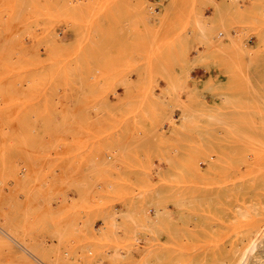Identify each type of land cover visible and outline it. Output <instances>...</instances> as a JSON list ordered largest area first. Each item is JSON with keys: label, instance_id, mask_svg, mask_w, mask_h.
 <instances>
[{"label": "rangeland", "instance_id": "obj_1", "mask_svg": "<svg viewBox=\"0 0 264 264\" xmlns=\"http://www.w3.org/2000/svg\"><path fill=\"white\" fill-rule=\"evenodd\" d=\"M263 218L264 0H0V264H250Z\"/></svg>", "mask_w": 264, "mask_h": 264}, {"label": "bare ground", "instance_id": "obj_2", "mask_svg": "<svg viewBox=\"0 0 264 264\" xmlns=\"http://www.w3.org/2000/svg\"><path fill=\"white\" fill-rule=\"evenodd\" d=\"M264 219V218H263ZM254 222V221H253ZM260 222V221H259ZM264 222V221H263ZM262 222V223H263ZM261 223V222H260ZM257 225V224H256ZM254 225H252L251 227H253ZM250 227V228H251ZM256 232V231H255ZM258 232V231H257ZM252 234V233H251ZM257 236V235H256ZM263 238H264V236H263ZM261 241V240H260ZM257 243V242H256ZM263 245V248H264V240L260 243V245ZM252 245V244H251ZM255 245H257V244H255ZM261 245V246H262ZM249 246H250V244H249ZM258 247H259V245H257ZM252 247V246H251ZM250 247V248H251ZM254 247H256V246H254ZM253 248V247H252ZM260 248V247H259ZM258 249V248H257ZM249 250V249H248ZM255 250V249H254ZM258 251H259V249H258ZM247 252V251H246ZM255 252V251H254ZM260 252V251H259ZM258 252V253H259ZM251 254V253H250ZM254 254V253H253ZM252 255V254H251ZM254 255H256V254H254ZM253 256V255H252ZM249 257V256H248ZM249 261V260H248ZM250 261H252L250 264H264V255L263 256H261V257H257V256H254V257H251V260ZM243 262V261H242ZM241 262V263H242ZM240 263V264H241ZM245 264H246V262H244Z\"/></svg>", "mask_w": 264, "mask_h": 264}]
</instances>
